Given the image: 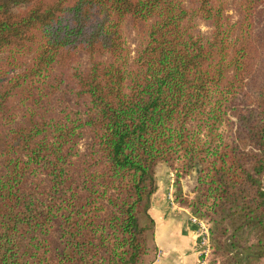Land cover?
I'll return each mask as SVG.
<instances>
[{
    "label": "trees",
    "instance_id": "1",
    "mask_svg": "<svg viewBox=\"0 0 264 264\" xmlns=\"http://www.w3.org/2000/svg\"><path fill=\"white\" fill-rule=\"evenodd\" d=\"M158 163L264 264V0H0V264H150Z\"/></svg>",
    "mask_w": 264,
    "mask_h": 264
},
{
    "label": "crops",
    "instance_id": "2",
    "mask_svg": "<svg viewBox=\"0 0 264 264\" xmlns=\"http://www.w3.org/2000/svg\"><path fill=\"white\" fill-rule=\"evenodd\" d=\"M154 172L156 190L149 208L154 222L153 237L148 243L150 264H195L199 233L190 222L192 214L188 208L173 205L167 200L169 168L158 163Z\"/></svg>",
    "mask_w": 264,
    "mask_h": 264
},
{
    "label": "rangeland",
    "instance_id": "3",
    "mask_svg": "<svg viewBox=\"0 0 264 264\" xmlns=\"http://www.w3.org/2000/svg\"><path fill=\"white\" fill-rule=\"evenodd\" d=\"M231 1L232 0H228L229 3H231ZM228 11H229V14H231L232 16H234V14H233L234 11L232 10V6H229ZM202 30H203V32H206L207 31V28L205 26H203L202 27ZM194 171L195 170H192L187 175H184L183 177H181V179L179 181V185H177L176 187L173 188V184L175 185V176H174V173L169 169V181H170L169 187L170 188H168V191H167V200L170 201L173 205L181 206V205L177 204L176 201H175L174 194H175V191L176 190H178V191L180 190L181 193L183 194V196H185V197L187 196V198H191L193 196V191H194L195 187L197 186V179H198V173L197 172H196V175H192V172H194ZM185 177L188 178L191 181V183L193 184L192 190L190 192H187V193H184L183 192L182 185H181V181ZM169 198L171 200H169ZM181 207H185V206H181ZM185 208H187V207H185ZM188 209L190 210V208H188ZM190 212H191V210H190ZM191 217H195V216L194 215H191ZM195 218H197V217H195ZM202 222H204V221H202ZM204 224H205V222H204ZM206 227H207V225H206ZM209 262H210V264H218L219 263V259H217V258H215V257L212 256V258H210V261Z\"/></svg>",
    "mask_w": 264,
    "mask_h": 264
},
{
    "label": "built area",
    "instance_id": "4",
    "mask_svg": "<svg viewBox=\"0 0 264 264\" xmlns=\"http://www.w3.org/2000/svg\"><path fill=\"white\" fill-rule=\"evenodd\" d=\"M169 200H171L169 198ZM190 222L198 230L199 236L196 245L197 261L195 264H209L211 258V248L209 242L208 228L200 219L190 217Z\"/></svg>",
    "mask_w": 264,
    "mask_h": 264
},
{
    "label": "water",
    "instance_id": "5",
    "mask_svg": "<svg viewBox=\"0 0 264 264\" xmlns=\"http://www.w3.org/2000/svg\"><path fill=\"white\" fill-rule=\"evenodd\" d=\"M192 175H196V171L192 172ZM181 185L184 193L190 192L192 190L193 184L186 177L181 181Z\"/></svg>",
    "mask_w": 264,
    "mask_h": 264
}]
</instances>
